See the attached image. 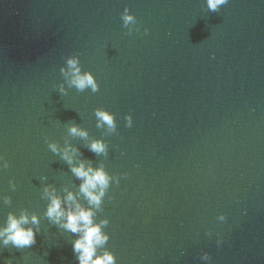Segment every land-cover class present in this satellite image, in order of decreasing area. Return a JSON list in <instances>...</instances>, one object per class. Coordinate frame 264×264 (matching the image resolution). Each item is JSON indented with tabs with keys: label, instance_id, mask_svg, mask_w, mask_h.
<instances>
[{
	"label": "water",
	"instance_id": "obj_1",
	"mask_svg": "<svg viewBox=\"0 0 264 264\" xmlns=\"http://www.w3.org/2000/svg\"><path fill=\"white\" fill-rule=\"evenodd\" d=\"M72 58L97 91L70 84ZM50 144L75 149L73 165ZM0 157V228L9 215L39 219L25 226L36 243L0 248V264H78V234L48 220L45 189L88 207L80 162L112 177L92 209L109 221L98 255L264 264V0L217 12L207 0H0Z\"/></svg>",
	"mask_w": 264,
	"mask_h": 264
},
{
	"label": "clouds",
	"instance_id": "obj_2",
	"mask_svg": "<svg viewBox=\"0 0 264 264\" xmlns=\"http://www.w3.org/2000/svg\"><path fill=\"white\" fill-rule=\"evenodd\" d=\"M227 2L228 0H207V7L210 12H217ZM122 20L125 26L129 23H135L134 18L127 14V9H125V15L122 16ZM135 31L139 32L140 28L137 27ZM147 33L148 29H144V34ZM129 34H131V30ZM78 65L79 60L76 58L67 61L68 69L72 75L70 84L79 90L91 87L93 92L97 91L98 85L93 75L89 72L81 74V69ZM61 71L64 72L65 70L61 69ZM65 75L67 76L68 73L65 72ZM61 91H63V86H61ZM96 115L109 128L114 129L116 127L115 117L111 113L98 110ZM124 119L126 127L133 125L131 115L125 116ZM70 132L81 137L87 135L85 131L75 126L70 128ZM89 147L95 153H103L106 150V146L101 141H94ZM49 148L54 153H60L69 165H73L75 149L66 147L61 150L56 144H50ZM0 162H2L0 166L9 167L8 162L4 161L3 157H0ZM71 171L82 181L79 192L83 194L89 206H82L77 201V195L72 192H68L62 200L55 195L54 190L49 191L46 188L45 192L48 195L49 204L45 215L49 221L57 224L65 231L78 234V239L72 244V250L76 254L78 264H116V257L111 252L104 251L102 255L97 254V249L104 246L110 239L109 235L104 233L101 227L102 225H107L109 221L103 220L100 223H96L94 220L95 213L92 210L93 207L99 208L106 189L110 187L112 177L103 168L94 169L91 165L86 166L84 162H80L78 166H72ZM120 179V176L116 178L117 185L120 183ZM29 224L39 225V219L36 216H32L29 219L27 215H21L17 219L9 215L6 226L0 228V248L7 247L9 244L16 249L32 247L36 243L38 229L34 230L32 227H25ZM204 259H208L207 255H205ZM8 264H12V261H9Z\"/></svg>",
	"mask_w": 264,
	"mask_h": 264
}]
</instances>
